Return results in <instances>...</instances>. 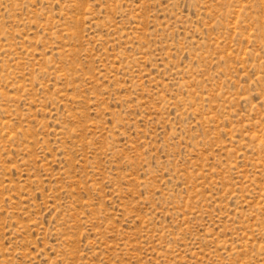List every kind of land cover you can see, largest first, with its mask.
<instances>
[{
  "label": "rangeland",
  "instance_id": "rangeland-1",
  "mask_svg": "<svg viewBox=\"0 0 264 264\" xmlns=\"http://www.w3.org/2000/svg\"><path fill=\"white\" fill-rule=\"evenodd\" d=\"M0 264H264V0H0Z\"/></svg>",
  "mask_w": 264,
  "mask_h": 264
}]
</instances>
